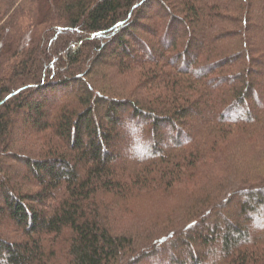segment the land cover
<instances>
[{
    "label": "trees",
    "instance_id": "1",
    "mask_svg": "<svg viewBox=\"0 0 264 264\" xmlns=\"http://www.w3.org/2000/svg\"><path fill=\"white\" fill-rule=\"evenodd\" d=\"M263 66L264 0H0V264H264Z\"/></svg>",
    "mask_w": 264,
    "mask_h": 264
},
{
    "label": "rangeland",
    "instance_id": "2",
    "mask_svg": "<svg viewBox=\"0 0 264 264\" xmlns=\"http://www.w3.org/2000/svg\"><path fill=\"white\" fill-rule=\"evenodd\" d=\"M151 16L152 17H155V14H151ZM255 36V37H254ZM253 36V38H252V36H249V39L250 40H252V39H254L255 40V38H259V36H257V35H254ZM200 46L198 45V48H199ZM136 49V53L138 54L139 52H138V50H137V48H135ZM260 72H259V74L260 75H264V66L263 67H261L260 69ZM228 83L230 82V83H232V80H228L227 81ZM251 101V100H250ZM263 102V101H262ZM251 103H252V101H251ZM259 105H261V103H259L258 105H256V104H254V106H253V114H257V107L259 106ZM263 105V104H262ZM242 115H241V113H239L238 114V117H241ZM189 119H190V130H189V132H190V134H191V137L193 138V137H195L196 136V132H197V130L199 129V127H198V122H197V120H195L194 118H192V117H189ZM19 127H17L14 131H15V133H17L18 131H19ZM163 137H164V135H163ZM166 137H164V139H165ZM136 151H137V149H135ZM134 150V151H135ZM134 154H137V153H134ZM7 163H10V161H7ZM15 168H18L17 166H15ZM20 169V168H19ZM21 173H23V175H26V172L24 171V170H22L21 171ZM19 178V177H18ZM151 202H149V205H145L144 206V209H145V211L144 212H146L147 214L149 213V211L147 212V210H149L150 209V207L152 206V205H155V204H157V203H159V200H157V198H156V196L155 197H152V199L150 200ZM168 202H167V205L170 207V206H172V205H174L175 203H177V200L176 199H173V198H170L169 200H167ZM162 205V204H161Z\"/></svg>",
    "mask_w": 264,
    "mask_h": 264
}]
</instances>
